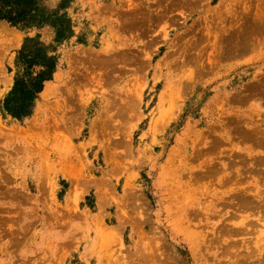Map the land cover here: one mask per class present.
Here are the masks:
<instances>
[{
	"label": "rangeland",
	"instance_id": "obj_1",
	"mask_svg": "<svg viewBox=\"0 0 264 264\" xmlns=\"http://www.w3.org/2000/svg\"><path fill=\"white\" fill-rule=\"evenodd\" d=\"M61 1L20 120L16 54L54 33L0 20V264H264V0Z\"/></svg>",
	"mask_w": 264,
	"mask_h": 264
},
{
	"label": "trees",
	"instance_id": "obj_2",
	"mask_svg": "<svg viewBox=\"0 0 264 264\" xmlns=\"http://www.w3.org/2000/svg\"><path fill=\"white\" fill-rule=\"evenodd\" d=\"M70 1L62 0L58 9H65L66 2ZM0 20L19 30L50 26L54 33L53 46L42 42L37 35L26 39L27 43L16 54V75L2 100L1 110L20 120L31 114L44 82L52 78L57 63L53 52L58 44L72 36V29L66 13H48L40 0H0Z\"/></svg>",
	"mask_w": 264,
	"mask_h": 264
},
{
	"label": "bare ground",
	"instance_id": "obj_3",
	"mask_svg": "<svg viewBox=\"0 0 264 264\" xmlns=\"http://www.w3.org/2000/svg\"><path fill=\"white\" fill-rule=\"evenodd\" d=\"M1 31H3L2 29H1ZM4 32V31H3ZM2 33V32H1ZM4 34V33H3ZM10 36V35H9ZM13 37H15V38H11V40L13 41H16L15 39H16V36L14 35ZM8 39H10V38H8ZM12 41H11V43H12ZM10 42V41H9ZM8 43V42H7ZM3 46V45H2ZM157 123V122H156ZM154 124H155V122H154ZM63 142V141H62Z\"/></svg>",
	"mask_w": 264,
	"mask_h": 264
}]
</instances>
